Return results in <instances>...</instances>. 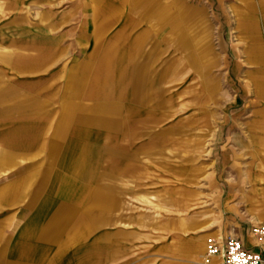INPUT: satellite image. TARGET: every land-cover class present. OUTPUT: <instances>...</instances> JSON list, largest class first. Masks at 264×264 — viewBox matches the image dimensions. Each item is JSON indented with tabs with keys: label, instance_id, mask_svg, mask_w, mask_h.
I'll return each mask as SVG.
<instances>
[{
	"label": "rangeland",
	"instance_id": "rangeland-1",
	"mask_svg": "<svg viewBox=\"0 0 264 264\" xmlns=\"http://www.w3.org/2000/svg\"><path fill=\"white\" fill-rule=\"evenodd\" d=\"M233 157L264 177V0H0V264L202 261Z\"/></svg>",
	"mask_w": 264,
	"mask_h": 264
},
{
	"label": "crops",
	"instance_id": "crops-1",
	"mask_svg": "<svg viewBox=\"0 0 264 264\" xmlns=\"http://www.w3.org/2000/svg\"><path fill=\"white\" fill-rule=\"evenodd\" d=\"M10 2H6L4 3L5 8H9ZM2 7V6H1ZM163 135H168V134H163ZM175 152V151H173ZM213 152V151H212ZM162 151L158 152V155L154 158L152 157L151 159H154L158 162L154 163V166L156 167V165L158 166V168L160 169H173L176 168L177 165L180 166L183 164V161L179 160H172L171 158L175 157V155L171 156V157H165L162 155ZM181 156H178V158H180ZM171 159V160H170ZM239 161V159H235L234 157L231 158V164L229 166L230 168V174L235 176V179L232 180V182H230L229 185H226L224 188H226V192L223 191V194L221 193L222 190H220V199L222 198V196L225 193V198H224V205H225V212H226V216L229 217L230 219L234 220L235 224L238 225L239 229L237 230L236 233V237L239 238L244 247L249 249L252 248L253 246H255L258 243V240L255 239L251 232H250V228L252 227L251 224H258L261 223L264 220V177H262L263 173L261 170H258V168H251L249 169V173L246 171L244 172V170H242L240 168L241 164H237ZM240 163V161H239ZM239 165V166H238ZM160 166V167H159ZM163 170L161 172V175H159V177H163L160 180V183H163L162 186L165 188L164 183L167 182L169 183L170 181L172 182L173 180V176L174 174H171L170 178L168 179L167 173H163ZM208 176H206L204 179L211 182L212 181V177L210 176V174H207ZM231 175V176H232ZM176 176V175H175ZM246 176L250 177V180L248 178H246ZM137 177H134V183ZM176 181L178 180L177 177ZM131 178L129 177V182H130ZM132 182V181H131ZM214 182V181H213ZM213 182H211L210 184H213ZM218 186H215V190H218ZM217 195V192H216ZM178 197L177 195H175L174 193H172V196L167 195V198H172V197ZM219 200V199H218ZM239 219H247V226L248 229L245 230V228L242 226H240V224H238ZM183 224V223H182ZM198 226L196 223H192L187 221L185 223V227L188 229V227H195ZM178 227L181 229L182 225L181 222L178 221ZM211 226H206L203 227L200 231L198 232H203L205 230H207L208 228H210ZM255 240H254V239ZM205 241L203 243V246L199 249V247H197V245L192 242L189 245L188 251L191 252V254L196 258H202V261L200 259V261H197L199 259H195L194 263L195 264H204V256H205ZM202 251V255H200V252L198 251ZM215 262L213 260H211V263Z\"/></svg>",
	"mask_w": 264,
	"mask_h": 264
},
{
	"label": "built area",
	"instance_id": "built-area-1",
	"mask_svg": "<svg viewBox=\"0 0 264 264\" xmlns=\"http://www.w3.org/2000/svg\"><path fill=\"white\" fill-rule=\"evenodd\" d=\"M251 234L258 240L252 248H245L242 241L234 236L213 237L205 240L204 260L209 263L216 259L217 264H264V220L253 225Z\"/></svg>",
	"mask_w": 264,
	"mask_h": 264
}]
</instances>
